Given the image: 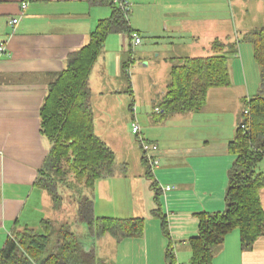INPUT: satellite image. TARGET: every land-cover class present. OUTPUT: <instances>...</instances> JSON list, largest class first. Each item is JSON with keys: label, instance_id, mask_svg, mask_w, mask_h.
Listing matches in <instances>:
<instances>
[{"label": "crops", "instance_id": "obj_1", "mask_svg": "<svg viewBox=\"0 0 264 264\" xmlns=\"http://www.w3.org/2000/svg\"><path fill=\"white\" fill-rule=\"evenodd\" d=\"M130 1L132 20L137 7L150 5L163 11L160 20L159 16L147 18L151 26L137 24L135 19H128V23L142 40L163 44L165 73H170L174 59L198 58L174 55L173 50L180 44L182 53H195L201 37L207 39L208 45L215 40L224 42L223 20L213 14L192 17V0ZM22 5L26 8L22 9ZM111 14L112 7L107 2L98 5L90 0H0V46L4 48L0 54V251L16 224L38 232L41 220L55 222L53 215L58 211L52 209L50 197L34 186L51 147L40 133V108L49 85L64 70L67 57L85 46L98 21ZM13 19L18 20L15 26L11 24ZM187 37L192 43L187 44ZM130 41L126 35L109 36L88 78L94 133L114 152L117 166L112 178L96 182L93 203L96 217L144 220L143 235L118 241L105 234L95 239L77 221L75 208L72 217L84 233L82 238L76 235L84 250L92 251L103 264H166L167 242L159 218L152 214L156 208L154 193L140 144L132 133L134 142H124L106 125L118 109L116 103L123 104L117 96L122 91V79L129 73ZM145 51L149 49L142 53ZM238 51L241 52L240 45ZM228 68L230 86L211 89L200 113L157 120L155 106L166 93L167 84L151 105L148 120L136 116L140 136L156 144L160 151L159 164L151 174L161 190L170 188L162 191L160 205L177 264L190 262L187 241L197 234L195 215L223 212L226 208L228 173L235 161V156L228 153V143L234 138L244 110L242 99L259 91V84L254 86L246 78L244 64L241 63L240 75L235 61L230 65L228 60ZM194 137L199 138L193 141ZM260 202L264 211V188ZM67 221L60 218L55 223L68 224L72 230V222ZM213 264H264V236L244 251L239 232L232 231L215 250Z\"/></svg>", "mask_w": 264, "mask_h": 264}, {"label": "trees", "instance_id": "obj_2", "mask_svg": "<svg viewBox=\"0 0 264 264\" xmlns=\"http://www.w3.org/2000/svg\"><path fill=\"white\" fill-rule=\"evenodd\" d=\"M254 1V0H245ZM264 1V0H263ZM92 4L107 2L112 7L110 18L100 20L90 33L88 42L66 59L64 70L49 85L39 112L40 133L50 143V150L38 171L34 186L48 194L55 211L62 206L60 188L77 196L76 218L85 225L92 238L105 234L120 241L141 238L142 219L99 218L94 214L93 192L97 181L112 178L117 170L114 152L94 133L90 107L88 78L107 38L137 35L124 14L110 0H90ZM138 36V35H137ZM251 45L252 58L259 69V91L242 99L244 110L238 120L228 153L235 161L228 173L223 212H200L196 236L187 244L189 264H213V256L234 230L239 232L240 248L250 250L264 236V211L260 191L264 188V28L247 33L242 40ZM239 41L215 40L213 56L172 60L166 93L156 104L157 120L167 116L200 113L211 89L231 84L228 60L238 55ZM146 166L155 209L167 242L166 264H177L166 217L161 213L162 190ZM1 200V191H0ZM0 264H103L96 255L84 250L68 224L57 225L41 220L40 232L16 227L0 251Z\"/></svg>", "mask_w": 264, "mask_h": 264}, {"label": "rangeland", "instance_id": "obj_3", "mask_svg": "<svg viewBox=\"0 0 264 264\" xmlns=\"http://www.w3.org/2000/svg\"><path fill=\"white\" fill-rule=\"evenodd\" d=\"M129 2L132 9L133 2L131 3L130 0ZM211 4H216L217 8L213 9V5ZM191 6L192 8L190 9V11L192 13V17H206L213 14L215 16H218L220 21L223 20L222 40L227 43H230V41L234 43L238 40L241 50V52L239 51L237 57L234 56L229 58L230 65L233 61H235L240 75L242 74L241 63L244 64L246 78L249 80L250 84H254V86L255 84L260 85L259 69L252 58L251 45L243 42L242 40L247 33L264 28V1L192 0ZM154 10L156 11V13L154 12ZM162 12V9L153 8L150 5L137 7L135 9V17L133 18V20L131 19L132 15L129 14V22L131 20L134 22L135 19L137 24H145L151 26L147 18L149 16H159L158 20H160V17H162ZM219 25L221 26L220 22ZM187 38V44L192 43V39L189 37ZM211 44L208 45L207 39H205V37H201V39L199 40V48L197 50L194 49L196 50L195 53H182L183 47L180 46V44L173 50V54L177 56L179 54L180 56L191 57L213 56L214 53L211 50ZM161 45H163L161 42L152 43L149 39L146 38L145 40L141 39V44L139 46H132V55L130 58L131 62L129 63L128 67L129 73L126 74L122 79V91L117 96L118 100H123V104L116 103V105H118V109L114 110L115 112H113L112 118L109 117V122L107 121L106 123V125L108 127L110 126L111 129L124 142L128 140H132L134 142V136L131 134L132 122L137 121V114L138 116L141 115L143 121L146 122L148 120L152 110L151 105L153 103H156L159 98L157 96H160V93L164 92L162 90H165V85L169 83V73H165L162 71L163 64L161 60ZM178 48H180L181 51H179ZM144 49H149V51H145L142 53ZM144 54H146L147 56L145 57ZM261 94L262 96H264V93ZM241 105L243 109V102ZM241 113L239 115V118L241 117ZM197 138L199 137H194L193 141L197 140ZM129 158L130 160H132L131 156H129ZM60 193L63 198L61 206L62 211L57 210V214L55 213L53 215L54 220L57 223V220H60V218H66L67 220H69L67 222H69L70 224L72 222V231L79 238H82V235L84 233H81L80 231V228L78 226L80 224L78 222H75L74 218L72 217L73 209L75 208L77 211V196L75 193L72 194L71 192L63 188H60ZM38 232H40V230Z\"/></svg>", "mask_w": 264, "mask_h": 264}, {"label": "built area", "instance_id": "obj_4", "mask_svg": "<svg viewBox=\"0 0 264 264\" xmlns=\"http://www.w3.org/2000/svg\"><path fill=\"white\" fill-rule=\"evenodd\" d=\"M110 2L116 6L118 9H120L124 14H129L130 9H131V4L129 2V0H110ZM26 8V5H22V9ZM18 20L17 19H13L11 21L12 26L17 25ZM131 43L132 46L136 47L139 46L141 44V38L137 35H132L131 37ZM4 51V48L2 46H0V54ZM131 133L136 136L139 144H140V148H141V152H142V156L144 158V160L146 161L147 165L150 167L151 170H153L154 168H156L159 164V148L156 144H151L149 142H147L145 139H143L140 136V127L138 125L137 122L133 121L132 125H131ZM170 188L169 187H165L162 189L163 192L169 191Z\"/></svg>", "mask_w": 264, "mask_h": 264}, {"label": "bare ground", "instance_id": "obj_5", "mask_svg": "<svg viewBox=\"0 0 264 264\" xmlns=\"http://www.w3.org/2000/svg\"><path fill=\"white\" fill-rule=\"evenodd\" d=\"M144 159V158H143Z\"/></svg>", "mask_w": 264, "mask_h": 264}]
</instances>
